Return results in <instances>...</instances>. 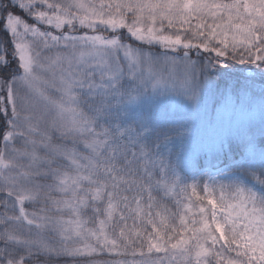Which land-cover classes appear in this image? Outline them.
Masks as SVG:
<instances>
[{"label": "snow or ice", "instance_id": "6c2138e0", "mask_svg": "<svg viewBox=\"0 0 264 264\" xmlns=\"http://www.w3.org/2000/svg\"><path fill=\"white\" fill-rule=\"evenodd\" d=\"M0 264H264V0H0Z\"/></svg>", "mask_w": 264, "mask_h": 264}, {"label": "trees", "instance_id": "16d2710c", "mask_svg": "<svg viewBox=\"0 0 264 264\" xmlns=\"http://www.w3.org/2000/svg\"><path fill=\"white\" fill-rule=\"evenodd\" d=\"M4 37L2 35H0V39H3Z\"/></svg>", "mask_w": 264, "mask_h": 264}]
</instances>
